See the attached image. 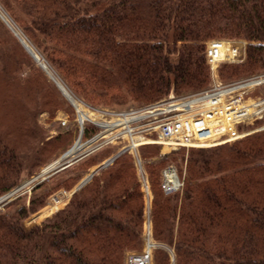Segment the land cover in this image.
<instances>
[{"label": "trees", "instance_id": "1", "mask_svg": "<svg viewBox=\"0 0 264 264\" xmlns=\"http://www.w3.org/2000/svg\"><path fill=\"white\" fill-rule=\"evenodd\" d=\"M0 4L68 86L94 105L121 106L130 100L148 105L171 89L184 94L207 87L208 39L249 42L244 63L219 65L223 80L264 69V0ZM21 66L32 64L0 22V97L5 106L0 113L10 118L7 124L0 118V195L15 185L20 172L15 152L34 139L25 109L48 93L36 69L21 79ZM47 104L44 99L42 105ZM141 147L143 155L154 152V146ZM189 150L181 193L165 195L160 182L158 191L160 165L147 166L154 238L173 248L175 264H264V132ZM107 153L94 154L79 169L86 171ZM127 174L129 180L122 184ZM70 176L56 182L50 193L31 198L27 207L0 212V264H122L124 250L140 248L143 200L127 154L75 192L51 219L23 228L22 221L44 206L48 194L72 188L78 178ZM153 264H169L167 252L156 250Z\"/></svg>", "mask_w": 264, "mask_h": 264}, {"label": "built area", "instance_id": "2", "mask_svg": "<svg viewBox=\"0 0 264 264\" xmlns=\"http://www.w3.org/2000/svg\"><path fill=\"white\" fill-rule=\"evenodd\" d=\"M221 42L215 39L205 42L206 63L212 74L222 62L240 63L245 58V41L225 42L228 49L223 58L218 52ZM41 66L46 67L44 64ZM263 85L264 74L228 84L215 82L210 88L189 96L170 93L168 98L144 107L121 111L91 107L68 93L67 100L74 111L78 132L69 149V158L80 160L104 147L116 145L117 152L104 159L97 169L111 166L123 153L133 159L143 200L141 247L138 251L126 253L124 264H153L154 253L158 249H165L173 261V252L153 235V195L138 148L146 144L173 150L205 148L245 137L250 132L243 127L264 116V90L260 89ZM256 90L258 95L250 96ZM89 128L92 131L84 138ZM183 183L184 178L179 176L174 165H168L161 171L160 188L165 195L180 192Z\"/></svg>", "mask_w": 264, "mask_h": 264}, {"label": "rangeland", "instance_id": "3", "mask_svg": "<svg viewBox=\"0 0 264 264\" xmlns=\"http://www.w3.org/2000/svg\"><path fill=\"white\" fill-rule=\"evenodd\" d=\"M1 17H4L8 20L9 26L3 21ZM0 22L5 26V28L8 31L9 36L14 38L21 48L24 50L28 58L30 59V62L32 64L33 69H36L42 76L43 80L48 86V93L47 98H43L41 96L38 97V105L35 104L34 106L27 105L26 109L29 117L31 119V122L29 126H31L30 134L34 136L33 140H27V143L24 144V146L19 149L17 152V157L19 160H21V167L20 172H18L17 176L14 178L15 185L6 193H3L0 195V197L3 196H9L11 195V192H15L12 196H9L7 199H3L2 202H0V212L1 213H8L12 212L13 210L19 208L20 206H28L29 201L31 198H37L40 197L41 194L44 193H50L51 190V182H54L57 178L66 179V174H69V168L64 169L63 171H60L58 174L59 177L54 176V173L65 164L73 163L76 161L74 158L73 160L71 158H66L60 160L59 164L56 166L55 169L51 170L47 174L38 176L42 169L48 166L49 164L59 160L61 158V155L69 149L70 145H72L76 135H77V126L74 119V112L72 107L69 104V101L66 99V97L62 94V92L58 89L54 81L50 78V76L42 69L41 64H44L48 70L51 72V74L55 77L56 80H58L63 88L70 93L71 95L78 97L79 99L83 100L87 105L94 107V108H109V109H115V110H132V109H138L141 107L146 106V104H140L135 103L133 101H127L125 104L121 106L117 105H94L89 102H87L85 99L80 97L78 94H76L64 81V79L55 71V69L51 66V64L48 62L47 58L43 54L42 50L37 48V46L26 36V34L22 31V29L15 23V21L7 14V12L4 10V8L0 4ZM23 39L25 43L31 48V50L37 55L38 60H35L30 53L26 50V48L22 45L18 37ZM218 40L222 41H245L246 45L249 44V42L245 39H229V38H216ZM206 42V41H205ZM245 55H246V46H245ZM245 62V59L243 62L238 63L242 64ZM222 65L226 64H235V63H221ZM220 64V65H221ZM27 66H21L20 71L17 73V75L21 79H27L32 74V69ZM264 74V69L257 70L251 74H246L240 77L232 78L231 80H223L220 75L218 74V68L216 70L215 74H212L210 72V83L207 87L197 90L194 92L184 93V94H175L172 89L162 98H168L170 93H172L174 96H189L191 94H194L199 91L206 90L210 88L215 82H220L222 84H228L231 82H235L238 80L246 79L252 76L261 75ZM214 75V76H213ZM263 88H260L261 91L264 90ZM0 91V95H1ZM52 95V96H51ZM258 95V90L253 92L251 94L252 97H255ZM50 96L53 98V100L50 99ZM44 99L47 100V105H42L44 102ZM5 106L1 104V97H0V111L4 110ZM0 118L5 121L4 124H7L9 121V117L5 115H1ZM2 121V123H3ZM249 130L252 132L251 134L255 133H261L264 132V116L254 122L252 125H250ZM50 144V145H49ZM48 146V147H47ZM148 146H154V152L149 155H143L142 148L138 149L139 157L143 162L144 169L147 173V166L148 165H155L158 164L160 167L157 169L156 173V180H157V190H159V182H160V172L163 168H165L168 165H174L177 169V172L181 178H184V181L188 179L187 177V164L188 160L191 157L190 150L188 151L185 148L180 149H169L167 147L163 148L160 145H148ZM42 148H46V151H42ZM116 146H110V148H104L99 151V153L95 156H100L103 153H112L116 151ZM104 150L105 152H102ZM107 151V152H106ZM107 153V154H108ZM94 154L86 157L85 159L79 161V164H82L85 162L88 158L93 156ZM106 154V155H107ZM128 155V154H127ZM130 157V166L133 169L135 181L137 182V175H136V169L133 164L132 156L128 155ZM77 164V163H76ZM79 164L76 165L74 168L71 169V176L70 177H77V182L79 179L85 175L84 173H81V170L79 169ZM97 164V163H96ZM94 164V165H96ZM115 162L112 164V166L107 167L105 169H101L97 171L93 178H100L101 172L110 169L114 166ZM92 167V166H91ZM22 169V170H21ZM82 175V176H81ZM129 174L125 175L122 179V184L127 182L129 178L127 177ZM148 175V174H147ZM38 176V177H37ZM149 176V175H148ZM150 179V177H148ZM91 182V181H90ZM89 182V183H90ZM88 183V184H89ZM87 184V185H88ZM138 185V182H137ZM86 186V185H85ZM84 186V187H85ZM83 187V188H84ZM139 187V185H138ZM120 188V187H119ZM82 189V188H81ZM81 189L77 190L76 192L80 191ZM67 191V190H66ZM69 191V190H68ZM69 193V192H67ZM63 191H58L56 193L48 194V196L44 199V206L43 209L47 206H54L56 205L55 201L53 200V197H59L61 198V204L59 205V209L55 211L54 213L46 216L45 214L40 215L42 212L44 213L43 209H39L36 212L29 214L28 217L22 221V225L24 229H30L34 226H39L43 221L47 219H51L57 212L63 210L67 204L69 203L70 198L73 194L68 196V194ZM178 193H181L178 192ZM38 199V198H37ZM64 203V204H63ZM127 211V209H125ZM47 212V211H46ZM48 213V212H47ZM160 242V241H159ZM164 244L163 242H161ZM165 245V244H164ZM167 246V245H166ZM172 248V247H171ZM140 249V248H139ZM138 249V250H139ZM173 249V248H172ZM138 250H124L122 253V264L124 261V257L126 253L128 252H134ZM164 250V249H161ZM171 250V249H170ZM165 251V250H164ZM172 251V250H171ZM173 252V251H172ZM168 254V253H167ZM174 254V253H173ZM169 264H175V258H173V261L169 259Z\"/></svg>", "mask_w": 264, "mask_h": 264}, {"label": "bare ground", "instance_id": "4", "mask_svg": "<svg viewBox=\"0 0 264 264\" xmlns=\"http://www.w3.org/2000/svg\"><path fill=\"white\" fill-rule=\"evenodd\" d=\"M3 19V21L9 26L8 20L4 17H1ZM18 39L20 40V42L22 43V45L26 48V50L30 53V55L34 58V59H38L37 55L31 50V48L25 43V41L21 38H19V36H17ZM226 49H228V45L224 42H221L219 44V48H218V52H219V56L220 58H223L225 53H226ZM43 66V65H42ZM44 71L50 76V78L56 83L58 89L62 92V94L68 99L69 98V94L68 92L65 90V88H63V86L61 85V83L55 79V77L48 71V69L46 67H43ZM165 148V147H163ZM70 155V152L67 151L65 152L61 158L51 164H49L48 166H46L45 168L42 169L41 171V175L47 174L48 172H50L51 170L55 169L56 166L60 163L59 161L62 159H66L68 158ZM40 175V176H41ZM90 177V175H88L83 181H85L86 179H88ZM15 192H11L10 196H12ZM68 196H70V193H67ZM53 200L55 201L56 205L54 206H47L46 208L43 209L44 213L42 212L40 215L45 214L46 216L54 213L55 211H57L59 209V205L61 204V198L59 197H53ZM64 204V203H63ZM48 213H47V212Z\"/></svg>", "mask_w": 264, "mask_h": 264}, {"label": "crops", "instance_id": "5", "mask_svg": "<svg viewBox=\"0 0 264 264\" xmlns=\"http://www.w3.org/2000/svg\"><path fill=\"white\" fill-rule=\"evenodd\" d=\"M89 133H90V131H88L87 133H86V135H89ZM108 148H110V146H107ZM106 147V148H107ZM111 153H109V154H107L104 158H106L108 155H110ZM104 158H102L101 160H103ZM81 160H83V159H81ZM81 160H79V161H81ZM100 160V161H101ZM79 161H74L73 163H71V164H69L68 166H67V168H69V174H66V176H69L70 174H71V169H73L76 165H78L79 164ZM100 161H98L97 162V164L100 162ZM77 163V164H76ZM96 164V165H97ZM94 166V165H93ZM110 167V166H109ZM67 168H64V169H67ZM93 168V167H92ZM92 168L90 167L89 169H87L86 171H81V173L83 174H85V175H87V173L88 172H90L91 170H92ZM64 169H62V170H59V171H57V172H55L54 173V175L52 176V177H54V176H58L59 177V173H60V171H63ZM85 175H83V177L81 178V179H83L84 177H85ZM56 176V177H57ZM82 176V175H81ZM93 178V177H92ZM92 178L87 182V184L92 180ZM81 179H79V181L77 182V184L80 182V180ZM59 180H61V178L59 179V178H57L54 182H51V187H53V185H55L56 184V182H58ZM86 184V185H87ZM76 183L72 186V188L69 190V193H70V195L71 194H74L76 191ZM83 188V187H82ZM58 191H65L66 192V190L64 189V188H59V189H56L55 191H53L52 193L54 194V193H56V192H58ZM70 197V196H69ZM42 209H43V207H42Z\"/></svg>", "mask_w": 264, "mask_h": 264}, {"label": "water", "instance_id": "6", "mask_svg": "<svg viewBox=\"0 0 264 264\" xmlns=\"http://www.w3.org/2000/svg\"><path fill=\"white\" fill-rule=\"evenodd\" d=\"M64 166H65V165H64ZM64 166H62L61 169H62ZM1 200H2V199H0V201H1Z\"/></svg>", "mask_w": 264, "mask_h": 264}]
</instances>
